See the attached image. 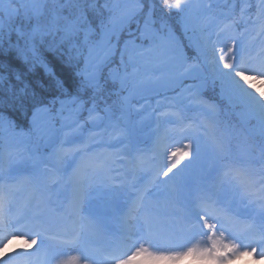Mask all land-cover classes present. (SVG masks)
<instances>
[{
  "label": "snow or ice",
  "instance_id": "6c2138e0",
  "mask_svg": "<svg viewBox=\"0 0 264 264\" xmlns=\"http://www.w3.org/2000/svg\"><path fill=\"white\" fill-rule=\"evenodd\" d=\"M186 257L264 260V0H0V264Z\"/></svg>",
  "mask_w": 264,
  "mask_h": 264
},
{
  "label": "rangeland",
  "instance_id": "374dc122",
  "mask_svg": "<svg viewBox=\"0 0 264 264\" xmlns=\"http://www.w3.org/2000/svg\"><path fill=\"white\" fill-rule=\"evenodd\" d=\"M177 264H199L192 257H186L183 260L177 262ZM233 264H264V260H253L251 257H243L234 261Z\"/></svg>",
  "mask_w": 264,
  "mask_h": 264
},
{
  "label": "bare ground",
  "instance_id": "6f19581e",
  "mask_svg": "<svg viewBox=\"0 0 264 264\" xmlns=\"http://www.w3.org/2000/svg\"><path fill=\"white\" fill-rule=\"evenodd\" d=\"M18 246L20 247L21 245L20 244H18V245L17 244L9 245V250H11L10 248L18 247Z\"/></svg>",
  "mask_w": 264,
  "mask_h": 264
}]
</instances>
